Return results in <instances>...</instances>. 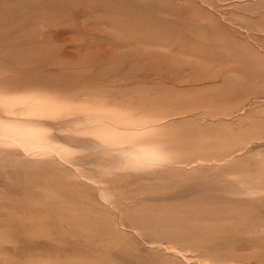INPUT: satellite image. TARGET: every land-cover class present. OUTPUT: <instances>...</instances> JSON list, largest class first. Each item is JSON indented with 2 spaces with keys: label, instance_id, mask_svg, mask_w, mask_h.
Wrapping results in <instances>:
<instances>
[{
  "label": "rangeland",
  "instance_id": "rangeland-1",
  "mask_svg": "<svg viewBox=\"0 0 264 264\" xmlns=\"http://www.w3.org/2000/svg\"><path fill=\"white\" fill-rule=\"evenodd\" d=\"M0 264H264V0H0Z\"/></svg>",
  "mask_w": 264,
  "mask_h": 264
}]
</instances>
